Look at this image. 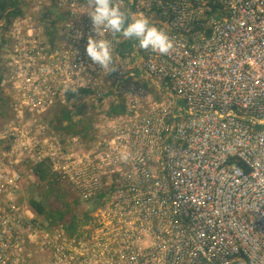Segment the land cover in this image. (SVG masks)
Here are the masks:
<instances>
[{
  "label": "built area",
  "instance_id": "obj_1",
  "mask_svg": "<svg viewBox=\"0 0 264 264\" xmlns=\"http://www.w3.org/2000/svg\"><path fill=\"white\" fill-rule=\"evenodd\" d=\"M66 2L51 41L18 19L5 43L0 264H264V0H116L167 28V55L134 39L122 54L127 41ZM90 35L112 42L109 69L87 57ZM114 95L123 111L108 116ZM81 100L97 116L78 148L89 136L57 134L54 114H83ZM41 163L93 201L90 235L25 200Z\"/></svg>",
  "mask_w": 264,
  "mask_h": 264
},
{
  "label": "rangeland",
  "instance_id": "obj_2",
  "mask_svg": "<svg viewBox=\"0 0 264 264\" xmlns=\"http://www.w3.org/2000/svg\"><path fill=\"white\" fill-rule=\"evenodd\" d=\"M77 3H79L81 6V10L84 11L85 13H89L91 10L87 4V0H75ZM22 13L19 17L14 18L11 20L10 23H7L5 20H2L0 22V64H1V59L2 56L4 55V53L6 52L5 50V43L7 41V37L9 36V32L11 31L10 27L13 26L14 22L18 21V19H20V21L18 22L22 27H35V29L41 31V36L42 34H45V37H47V41H51L53 38H51L53 35L52 33L48 34L49 32L52 31V29L50 28V20H54L55 24H54V29L56 28V25L58 24L59 21L64 20L66 17L64 16L65 10L68 8L67 4L64 5V3H67L66 0H22ZM114 3H116V0H114ZM123 12L130 10L129 5H125L124 4H120L118 6ZM45 11H50L52 16H50L51 19L46 18L43 19L42 15L44 14ZM60 14H63V19L62 17H60ZM154 22H157V19L154 18L153 19ZM155 26H157L160 29L166 28L163 25H161L160 23L158 24H154ZM167 29V28H166ZM118 40H122L124 41L125 39H123L122 37H119ZM127 41V44L124 43L123 44V48L121 49V53H128V48H130V40H125ZM3 53V54H2ZM127 55V54H126ZM1 69V67H0ZM136 82L138 83L139 86L143 87L144 89H146L147 91L150 92V94H152L154 97L161 98L163 99V95L160 92V89L157 87L156 83L148 78H146L143 74H141L139 72V74L137 75V80ZM165 94V93H163ZM116 97V98H114ZM118 96L114 95L112 97L109 98V100H107L106 102H104L103 106L105 107V113L108 116H112V115H118L113 113V109H120V102H118ZM165 99V98H164ZM82 101H80L79 106H77V108L79 110H83V114L80 111H77L76 113H74V115H70V117L74 116L73 119V123L77 122L76 124H78L79 122L82 121L81 124L84 123H89L90 129H89V133H88V138L83 141H79L78 144V148L79 147H85L88 146V143L90 142L91 146L93 145V127H92V121H95V117L97 116V113L95 112H89L87 110L84 111V107L82 106ZM177 105H182L181 102H177ZM10 103L8 102L6 96H5V92L0 89V130H2V124L3 123H9L11 120H13L12 116H13V112L10 108ZM80 112V113H78ZM79 117V118H78ZM63 125V123L61 124ZM65 125V124H64ZM59 132H57V134H63L60 129H57ZM80 136V135H79ZM38 166V165H37ZM36 166V167H37ZM52 174H55L54 172H52ZM52 184L53 187L55 186V184H59V187L61 188V195L64 201H66L71 210V214L66 216L65 219L62 222H66L68 224L65 225V228L67 230V232L70 234H72L73 237L76 238H83L85 237V235H90L91 234V230L87 227H90L91 221L93 219V215L88 214V211L84 210V206L86 207L87 204L92 203L93 201L88 200L89 202H85L84 199L81 197V195H79L78 193H76L72 186L69 185L68 183H66L62 178H60L57 174H55L54 178H52ZM25 192L23 194V197H25L26 201H36L37 203H41L44 206V209L48 208L45 206L46 203L50 206L49 202L52 201V199L50 198L49 200H45V196H50L48 193L50 191V186L48 184H46L44 181L38 180L35 182H29L26 184V188ZM47 193V195H46ZM53 195V194H52ZM49 201V202H48ZM59 204V203H58ZM63 207V206H62ZM50 209H53V206L49 207ZM34 210V209H33ZM35 211V210H34ZM36 212V211H35ZM90 213V212H89ZM42 215V214H40ZM44 215V214H43ZM74 217L75 221H73L74 223H76V225L71 228L70 225L72 223L71 217ZM46 217V215H45ZM47 220H50V217H46ZM61 223V222H60ZM86 227V228H84ZM75 229V230H74ZM85 230V231H84ZM91 231V232H90Z\"/></svg>",
  "mask_w": 264,
  "mask_h": 264
},
{
  "label": "clouds",
  "instance_id": "obj_3",
  "mask_svg": "<svg viewBox=\"0 0 264 264\" xmlns=\"http://www.w3.org/2000/svg\"><path fill=\"white\" fill-rule=\"evenodd\" d=\"M91 11L88 13L93 31L98 35L101 29L119 34L125 40H136L139 48L154 53L167 55L175 47L174 41L160 28L153 25L143 14L126 15L114 0H87ZM113 45L107 39H87L86 55L103 70L113 63ZM116 69H113L115 71ZM253 123L264 124V121L253 120ZM264 142V141H262Z\"/></svg>",
  "mask_w": 264,
  "mask_h": 264
},
{
  "label": "trees",
  "instance_id": "obj_4",
  "mask_svg": "<svg viewBox=\"0 0 264 264\" xmlns=\"http://www.w3.org/2000/svg\"><path fill=\"white\" fill-rule=\"evenodd\" d=\"M22 0H0V22L2 20H5L7 23H10L12 19L19 17L21 14H23L22 12ZM53 14V13H52ZM50 11H45L44 14L42 15L43 19L46 18H50V16H52ZM212 13H210V15H212ZM54 24L55 21L54 20H50V28L52 29L50 33H54ZM123 109L120 107V109H113V113L118 114L119 112H122ZM81 112V111H80ZM78 112V113H80ZM71 112L69 110H67L66 108H61L58 110V112L56 114H54V124H56V128L60 129V131L62 133L67 134H75V135H80V137H82L83 139H85L89 133V129H90V124L89 123H84L81 124V122H79L78 124H76L77 122L73 123V117H70ZM66 122V124L64 125V123ZM63 123V125H61ZM36 173L38 174V178L41 181H44L46 184H48L50 186V191H49V195L45 196V200H49L50 198L52 199V201H48L50 206H53V209L49 208L50 206L46 203V207L47 209H44V206L41 203H37L36 201H31V206L33 207V209L39 213V214H44L46 215V217H50V220L52 221V225L56 224L58 222H62L66 216L71 214V210L69 208V206L67 205L68 203L66 201L63 200L62 195H61V188L59 187V184H55L54 183V187H53V182H52V178H54L55 174H52V171L50 169V167L46 164V163H41L38 164V166L36 167ZM53 194V195H52ZM59 203V204H58ZM63 206V207H62ZM72 223L70 225L71 228H73L76 223H74L73 221H75L74 217H71Z\"/></svg>",
  "mask_w": 264,
  "mask_h": 264
},
{
  "label": "bare ground",
  "instance_id": "obj_5",
  "mask_svg": "<svg viewBox=\"0 0 264 264\" xmlns=\"http://www.w3.org/2000/svg\"><path fill=\"white\" fill-rule=\"evenodd\" d=\"M75 230V229H74Z\"/></svg>",
  "mask_w": 264,
  "mask_h": 264
},
{
  "label": "crops",
  "instance_id": "obj_6",
  "mask_svg": "<svg viewBox=\"0 0 264 264\" xmlns=\"http://www.w3.org/2000/svg\"><path fill=\"white\" fill-rule=\"evenodd\" d=\"M88 136V135H87Z\"/></svg>",
  "mask_w": 264,
  "mask_h": 264
}]
</instances>
